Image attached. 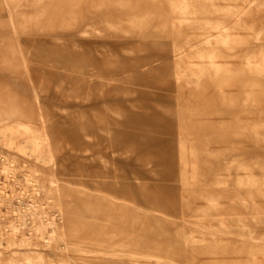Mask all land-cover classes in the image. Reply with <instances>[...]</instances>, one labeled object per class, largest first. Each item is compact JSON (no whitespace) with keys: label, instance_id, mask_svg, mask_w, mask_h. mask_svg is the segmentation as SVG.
I'll return each mask as SVG.
<instances>
[{"label":"rangeland","instance_id":"obj_1","mask_svg":"<svg viewBox=\"0 0 264 264\" xmlns=\"http://www.w3.org/2000/svg\"><path fill=\"white\" fill-rule=\"evenodd\" d=\"M179 1L0 0V264L36 252V264H249L242 248L264 243V197L249 210L233 200L246 175L264 183V70L247 64L264 51V0H185L186 14ZM208 23L222 25L229 47ZM210 49L227 74L196 57ZM17 122L42 149L25 136L8 142ZM123 133L167 145L131 155ZM163 176L180 199L167 234H115L117 215L136 208L123 188L152 198ZM68 190L79 199L77 234ZM205 194L223 196L221 215H202ZM96 198L105 216L89 219L86 236L81 205ZM144 244L175 249L156 259Z\"/></svg>","mask_w":264,"mask_h":264},{"label":"bare ground","instance_id":"obj_2","mask_svg":"<svg viewBox=\"0 0 264 264\" xmlns=\"http://www.w3.org/2000/svg\"><path fill=\"white\" fill-rule=\"evenodd\" d=\"M174 9L178 12H181L183 14L188 13L190 11L191 7L190 5L185 1H179L175 4ZM209 24V23H208ZM212 28L219 29V36L217 39L219 42L226 47H229L232 43V39H230L229 35L222 31V25L221 24H209ZM209 39V38H208ZM205 40V39H204ZM206 43L208 45H211L212 43L206 39ZM220 54L215 49H210L209 51H201L196 54V57L201 60H206L209 63V66L212 69L215 76H221L223 74H227L228 71L223 70L222 67L218 66L215 61L217 58L221 57ZM175 56H178L175 55ZM251 59L255 60L256 63L254 64L255 71L256 72H263L264 70V51L259 53L257 56H251L247 57V64L250 66ZM204 69H200L199 73L200 75L197 76V80L194 81V83L199 86L202 80V75L204 74ZM180 74V73H178ZM227 82V79L222 78V81L219 85H224ZM229 82V81H228ZM226 83V85L228 84ZM6 136L5 138H8V142L12 143L15 138L18 136H25L26 141L32 146H34L35 149H42L43 147V139L42 137H39L35 134V132L24 122H17L14 126L10 127L9 133H4ZM122 139H128L133 144L131 145V155L134 154L135 151L138 149H144L145 151H150L149 153H155L157 152L155 149L159 146H166V143H162L160 137L158 136H150L146 133L141 134H121ZM173 139V137L171 138ZM158 140V141H157ZM137 149V150H136ZM154 149V152L152 151ZM157 154V153H155ZM138 169H133L130 172V180L139 181L142 177L137 172ZM162 176V175H161ZM125 177V176H124ZM160 178V177H159ZM163 181L159 183L157 186L152 187L154 188V197H150L148 193H144L141 191V189H137L135 186L131 185L130 183L126 188H123L124 191L129 192V196H131V201L135 205V209L133 210H123L121 213H119L118 221L121 222L123 229L117 230L115 234H123V235H134V236H147V235H165L167 234V229L164 228L165 218L168 216H172L176 210L177 206L179 204V197H175V186L174 184L170 183L168 176H163ZM98 184V183H97ZM100 185V184H98ZM237 187H239V192L236 195V198L233 199L236 203L240 204L241 208L244 210H249L250 205H253L258 202L257 197L261 196L264 197V190L262 187H264V183H259L255 181L252 177L249 175H246V177L239 181ZM244 189V190H243ZM121 190V189H120ZM119 190V191H120ZM65 199H64V207L67 213L68 221H69V229L73 234H77L79 229L77 225H75L76 221L80 218L77 214L78 211V201L73 193H71L69 190L65 191L64 193ZM223 196L220 194H205L202 196V198L206 202V208L203 210V216L209 217L213 215V211L216 213L219 212L221 201L223 200ZM83 200V199H82ZM80 200V201H82ZM95 200V201H94ZM92 201L90 200H83L82 207H86V213H87V219L82 222V233L84 235L92 236L95 235L94 232H91L88 224L89 219L92 217L94 219L95 216H98V218H101L104 215L101 214L104 213L103 208L105 207L104 201L100 200L99 198H96ZM241 208H235V209H241ZM153 211H156L160 214L158 218L154 217L151 218L149 214ZM95 215V216H94ZM217 216L221 215L218 213ZM223 216V215H222ZM103 219V218H101ZM84 223V224H83ZM152 225L156 228V230L152 229ZM138 228V230L133 231L132 227ZM149 228V230H143L141 227ZM102 235H105V232H102ZM137 239V238H134ZM131 240V239H129ZM140 240V239H137ZM258 239L254 238L253 243L250 246H245L242 248V250L246 251V253L249 254V259L247 258V262L249 264H260L261 261H264V243L261 244L263 241H259ZM141 244L143 245V241H141ZM141 248L144 249L145 252L148 254H151L153 258L156 259H162L166 257L165 253L168 252V250H174L175 248L167 247V245L163 244H154V245H146L141 246ZM172 252V251H171ZM165 255V256H164ZM177 258H181L180 254L175 255ZM42 256L39 253H32L29 255H26L22 258L23 262H20L21 264H36V262L42 261ZM182 259V258H181ZM156 262L159 263V260H156ZM178 264H185L183 260L177 261Z\"/></svg>","mask_w":264,"mask_h":264}]
</instances>
